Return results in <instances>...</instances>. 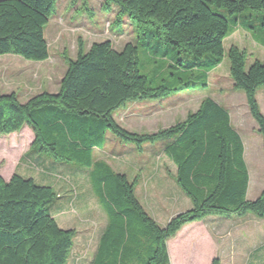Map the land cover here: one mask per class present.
<instances>
[{
  "label": "trees",
  "instance_id": "trees-1",
  "mask_svg": "<svg viewBox=\"0 0 264 264\" xmlns=\"http://www.w3.org/2000/svg\"><path fill=\"white\" fill-rule=\"evenodd\" d=\"M56 7L57 0H0V55L47 60L45 30ZM102 8H117L118 26L126 17L131 21L137 44L127 42L118 50L104 40L87 48L79 39L76 58L66 57L57 92L43 91L23 102L17 92L0 90V134L28 126L34 134L31 145L40 153L89 170L92 189L108 217L93 264H171L167 241L189 223L208 216L264 218V190L247 199L242 137L228 109L212 97L203 98L185 120L155 132L131 131L114 116L132 102L207 89L209 74L227 54L233 87L245 93L264 147V113L257 97L264 87V61L247 66L246 51L231 45L226 52L224 45L241 26L243 12L264 11V0H103ZM140 44L153 56L162 53L157 62L161 72L177 71L171 81L155 84L141 72ZM110 134L140 152L166 141L165 155L177 167L175 182L192 208L165 226L152 218L136 195L139 181L95 159L94 150L103 149ZM57 197L53 187L32 177L16 172L6 180L0 174V264H68L76 231L61 228L49 211ZM211 264H221L220 258Z\"/></svg>",
  "mask_w": 264,
  "mask_h": 264
},
{
  "label": "rangeland",
  "instance_id": "rangeland-1",
  "mask_svg": "<svg viewBox=\"0 0 264 264\" xmlns=\"http://www.w3.org/2000/svg\"><path fill=\"white\" fill-rule=\"evenodd\" d=\"M102 5L103 0H57L56 12L47 28L50 57L41 62L27 60L16 54L0 55V90L4 93L17 92L23 102L43 91H57L67 69L66 57L76 58L79 39L86 43L87 48L93 42L104 40H111L118 50L127 42L137 44L138 32L131 21L126 17L123 25H116L117 8L107 12ZM249 13H253L254 17ZM243 14L242 19L239 18L243 21L241 26L225 39L224 45L226 52L231 45L246 51L247 66H250L254 60L264 61V11L247 9ZM244 18H247L246 21ZM161 54H154V58L150 50L139 45L140 70L155 84H160L163 79L171 81V74L177 72L173 68L161 72L157 63L163 58ZM196 82L198 86L203 84L202 78ZM205 97L236 105L242 117V126L239 128L247 148L258 147L264 153L262 136L256 120L247 108L245 93L233 87L227 54L222 63L209 74L207 89L132 102L119 109L115 117L131 131L155 132L167 128L163 124L185 120L188 112L196 110ZM262 102L261 111L264 113V99ZM160 105L167 106L160 109ZM257 137L261 139L260 145ZM33 139V132L28 126L20 132L0 134V174L8 179L18 172L24 177L34 178L40 185L53 187L58 197L49 205V211L61 228L76 231L68 264H93L108 217L92 189L89 170L40 153L32 147ZM160 143L146 145L144 153H136V148H133L135 145L125 144L110 134L106 146L97 149L95 159L107 161L117 172L126 173L131 181L138 180V199L148 214L161 226H165L180 210L190 209L193 204L174 182L171 176L173 162L162 152L163 146H159ZM156 147H159L158 159L152 157ZM156 186L159 188V200L153 193ZM167 186L171 193L166 192ZM194 252L191 256L193 264H208V250L194 249ZM142 263V260H135L131 264ZM224 264H228V261Z\"/></svg>",
  "mask_w": 264,
  "mask_h": 264
},
{
  "label": "crops",
  "instance_id": "crops-1",
  "mask_svg": "<svg viewBox=\"0 0 264 264\" xmlns=\"http://www.w3.org/2000/svg\"><path fill=\"white\" fill-rule=\"evenodd\" d=\"M47 28L48 25L45 30L46 38ZM90 46H88V48ZM260 90L263 91L260 92ZM257 97L261 107V105H263L262 101L264 98L262 97H264V89L260 88L258 90ZM213 99L228 109L232 124L242 137L245 147L244 158L249 172L247 199L254 200L258 198L264 190V153H261V150L258 147L256 149L250 146L249 149L247 148L245 139L242 136L239 128L242 126V117L236 105H233L232 102L228 103L224 100H217L215 98ZM160 106L161 107L159 108L161 109L167 105ZM234 108L235 110L233 112ZM175 123L163 124V127H169ZM158 128L159 126L157 129ZM254 129L256 130L257 127H254ZM260 140V137H257V142L259 145ZM161 145L163 146L162 152L165 153L164 150L166 147V141L160 143L159 146ZM133 148L135 149L136 147L134 146ZM158 148L159 147H156V149L153 151L152 157L154 156V159H158V156L160 155ZM97 152V149H95L94 157L96 156ZM135 152L144 153V151L140 152L137 149H135ZM173 166L174 169L171 173V176L174 177L177 172V167L174 163ZM10 178L5 179L9 180ZM166 189V192L171 193L169 186H167ZM158 191L159 188H157V186L153 188V193L155 194L157 200H159ZM251 192H253V194H251ZM166 196L168 199L170 198L168 195ZM186 210L180 211L183 212ZM167 247L171 264H193L191 256L195 253L194 249L208 250V254L210 255V258L207 262L208 264H211L215 257L220 258L221 264H224L225 261L226 263L228 261V264H264V218H257L252 214H247L243 217L208 216L201 221L192 222L185 225L175 237L167 241ZM222 257H225V259Z\"/></svg>",
  "mask_w": 264,
  "mask_h": 264
}]
</instances>
